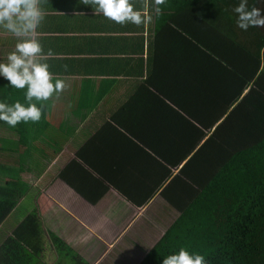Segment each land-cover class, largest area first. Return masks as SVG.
<instances>
[{"label": "crops", "instance_id": "obj_1", "mask_svg": "<svg viewBox=\"0 0 264 264\" xmlns=\"http://www.w3.org/2000/svg\"><path fill=\"white\" fill-rule=\"evenodd\" d=\"M130 2L141 25L114 23L93 0H40L36 38L65 87L33 100L43 111L26 135L0 130V171L27 163L5 231L36 207L43 264H140L195 198L194 174L212 163L206 142L224 121L238 123L259 81L260 29L236 26L239 0ZM19 39L0 29V62ZM13 91L25 104L26 88Z\"/></svg>", "mask_w": 264, "mask_h": 264}, {"label": "trees", "instance_id": "obj_2", "mask_svg": "<svg viewBox=\"0 0 264 264\" xmlns=\"http://www.w3.org/2000/svg\"><path fill=\"white\" fill-rule=\"evenodd\" d=\"M248 4L264 9L262 0H248ZM258 29L261 70L257 86L241 102V110L238 106L234 112L236 125L234 121L228 124L232 117L221 123L227 109L217 110L215 118L213 115L210 126L221 124L208 141L210 147L208 142L205 145L212 152L211 167L204 178L202 173H195L194 179L188 175L194 181L195 198L140 264H161L163 257L181 247L204 255L208 264H264V28ZM14 96L13 87L0 78V100L13 104ZM0 128L17 136L27 131L25 122L13 128L0 121ZM218 140L224 145L215 143ZM6 168L0 171L8 177L0 184V264H43L44 232L36 207L12 233L5 231L21 198L17 177L27 163L20 169ZM52 238L56 248H67L58 236ZM67 251L72 253L70 248Z\"/></svg>", "mask_w": 264, "mask_h": 264}, {"label": "clouds", "instance_id": "obj_3", "mask_svg": "<svg viewBox=\"0 0 264 264\" xmlns=\"http://www.w3.org/2000/svg\"><path fill=\"white\" fill-rule=\"evenodd\" d=\"M165 0H155L158 6ZM264 2V0H262ZM96 11L116 24L131 23L141 25L145 17L135 10L130 0H93ZM40 0H0V29L19 37L13 51L6 56V62H0V78L15 89H25V104L19 101L8 104L0 100V121L9 127H16L20 122H38L41 119L43 104L54 94H59L65 87L61 79L54 78L49 72V65L43 62L53 55L51 49L46 53L36 38L45 13ZM159 11V8L156 9ZM236 26L247 31L250 27L264 28V9L249 7L248 0H239L232 9ZM26 105V106H25ZM161 264H208L202 254L189 252L181 247L178 251L163 257Z\"/></svg>", "mask_w": 264, "mask_h": 264}, {"label": "rangeland", "instance_id": "obj_4", "mask_svg": "<svg viewBox=\"0 0 264 264\" xmlns=\"http://www.w3.org/2000/svg\"><path fill=\"white\" fill-rule=\"evenodd\" d=\"M0 130H1V128H0ZM13 220H14V219H12L11 222H12Z\"/></svg>", "mask_w": 264, "mask_h": 264}]
</instances>
